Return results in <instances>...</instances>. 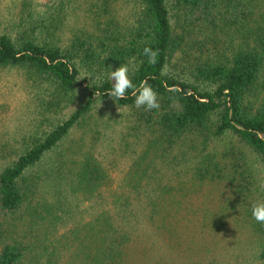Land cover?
I'll list each match as a JSON object with an SVG mask.
<instances>
[{
  "label": "trees",
  "instance_id": "obj_1",
  "mask_svg": "<svg viewBox=\"0 0 264 264\" xmlns=\"http://www.w3.org/2000/svg\"><path fill=\"white\" fill-rule=\"evenodd\" d=\"M17 1L0 0V70L68 111L0 151V264H264V223L251 207L250 230L231 221L238 202L264 201V0H57L35 15ZM71 5L81 18L66 25ZM121 63L158 109L107 94ZM99 104L129 120L109 144L95 130L66 145ZM222 179L225 205L201 209L197 187Z\"/></svg>",
  "mask_w": 264,
  "mask_h": 264
},
{
  "label": "rangeland",
  "instance_id": "obj_2",
  "mask_svg": "<svg viewBox=\"0 0 264 264\" xmlns=\"http://www.w3.org/2000/svg\"><path fill=\"white\" fill-rule=\"evenodd\" d=\"M57 0H32V6L28 7L35 15L38 12H42L45 9V4L56 3ZM19 0L17 1L18 4ZM78 9V8H77ZM81 12V9H79ZM27 12V11H25ZM76 12L72 9V5L66 8V25L72 24L79 17L81 18V13ZM18 14L17 9H14L12 15ZM66 31H61V34L65 36ZM31 93H27V86L25 84L24 77L16 69H2L0 70V151L6 155L9 151L16 148L22 142V139L31 133L35 128H48L53 122H55L58 116H64L67 113L68 107L62 109H51L46 110L47 107L40 105L34 98H31ZM129 110L124 109H110L106 104H99L96 113H94L86 126L85 130L78 129L74 134H72L71 139H69L66 145L70 143L80 142L81 139L85 140V143L91 142L95 130H99L101 133L102 143H110V138L108 139V134L113 130L122 129V124L129 120L127 114ZM102 114H108L114 118L113 121L108 122L102 119ZM96 124H99L98 126ZM102 144V145H103ZM117 147V146H116ZM199 161V155L192 158L188 164L191 167L196 168ZM0 163L3 164L4 161L0 159ZM187 164V165H188ZM186 165V166H187ZM185 167V166H182ZM177 168V167H176ZM180 170V167H178ZM187 172L191 173L190 169ZM221 181V180H218ZM229 183L227 180L221 181L220 184H206L204 186L197 187L201 202V209L210 210L218 209L220 206L225 205L226 198L229 199ZM50 191L51 187L45 186L42 189V193ZM49 194L48 197H49ZM217 206V207H216ZM250 206L246 202H238L235 211H231L234 215L231 218L233 226L239 225L244 227L246 232L250 230L251 221L247 215V211ZM238 212V213H237ZM239 215V223L236 217ZM5 225L6 228H10L11 234H15L17 237L22 236L30 227L29 218L22 217L17 219L16 222L11 223L10 226ZM230 226V225H229ZM232 228V227H231ZM247 238L246 236H243ZM244 239V238H240ZM223 240L219 236L214 237V244L216 241ZM218 247V248H217ZM222 245L214 246V250L217 253H213L209 256V260H215L220 257ZM225 254L224 252H221Z\"/></svg>",
  "mask_w": 264,
  "mask_h": 264
},
{
  "label": "clouds",
  "instance_id": "obj_3",
  "mask_svg": "<svg viewBox=\"0 0 264 264\" xmlns=\"http://www.w3.org/2000/svg\"><path fill=\"white\" fill-rule=\"evenodd\" d=\"M143 54L148 58L150 63L156 62L157 52L151 47H144ZM111 88L107 94L115 100L126 98V94L131 90V95L135 98L134 104L136 108H146L148 110L158 109L159 101L156 91L147 81H141L134 84L130 78L128 66L121 63L114 70L110 71ZM264 187V186H262ZM252 217L260 223H264V201L251 202Z\"/></svg>",
  "mask_w": 264,
  "mask_h": 264
}]
</instances>
